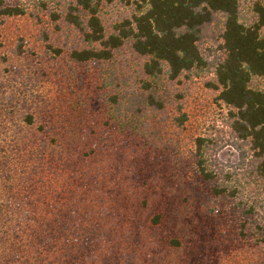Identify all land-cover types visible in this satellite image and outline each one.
<instances>
[{
	"label": "rangeland",
	"instance_id": "obj_1",
	"mask_svg": "<svg viewBox=\"0 0 264 264\" xmlns=\"http://www.w3.org/2000/svg\"><path fill=\"white\" fill-rule=\"evenodd\" d=\"M239 1L242 19L247 23L253 20L255 2L264 4V0ZM133 14L134 8L121 0L102 2L100 15L109 32ZM42 30L48 32V41H44ZM219 30L217 22L209 27V44L205 46L216 48ZM0 34V245L3 248L9 243L16 245L20 231L29 230L30 234L35 204L40 212L41 209L52 211L46 202L34 200V178L42 177L45 190L55 195L65 188L69 190L70 179L64 178L69 173L75 176L87 171L92 179L101 175L111 190L98 206L103 210L109 207L113 213L105 218L106 222L100 221L101 229H114L109 238L113 246L116 244L123 253L134 256L137 264H153L154 259L160 264L164 260L166 264H196L191 260L200 252L202 241L208 244L206 254L212 264L253 262L248 242L237 238L240 227L237 214L226 211V203L221 199L206 200L211 185L200 181L195 167V140L199 136L215 143L213 153L220 168L228 171L239 160L227 107L216 101V92L207 86L212 74L203 73L190 80L182 78V85L175 90L182 91L184 97L168 106L164 114L167 120L162 124L151 120L152 127L157 125L162 131L161 147L147 149L140 136L134 137L135 145L129 135L109 127L105 111L90 110L91 93L93 97L96 92L99 94L103 71L113 65L72 60L71 51L82 43L77 30L66 25L57 30L47 19L40 23L29 17H14L0 24ZM19 42L23 43L22 56L14 53ZM48 44L53 46L52 50L47 48ZM57 47L63 50L59 56L53 50ZM126 61L131 75L142 65L141 59L134 57L127 47L117 64ZM13 67L15 70L8 72ZM255 84L264 87V80ZM27 114L34 116L32 126L26 124ZM182 114L187 115V120L179 126L176 118ZM44 142L52 145L48 153L38 157ZM117 149H122V154L114 155ZM60 160L67 162V169L60 166L64 163ZM42 165L48 167V173L34 176L35 167ZM110 175L115 179L111 181ZM142 178L148 181L143 184ZM91 181L92 184L81 189L87 195L96 192L98 183ZM166 181L169 183L164 188ZM70 189L75 192L79 186ZM260 189L250 191L259 192L257 196L262 197ZM120 191L126 192L128 198L118 196L113 200V195ZM163 191L168 195L164 200L160 198ZM159 212L166 219L156 226L151 220ZM137 232L141 241L136 237ZM182 233L190 235L187 237L192 241L178 251L171 250L169 239ZM108 241L102 244H108L111 249L112 243Z\"/></svg>",
	"mask_w": 264,
	"mask_h": 264
},
{
	"label": "trees",
	"instance_id": "obj_2",
	"mask_svg": "<svg viewBox=\"0 0 264 264\" xmlns=\"http://www.w3.org/2000/svg\"><path fill=\"white\" fill-rule=\"evenodd\" d=\"M102 2L0 0V24L14 17H29L40 23L47 19L57 30L63 25L77 30L82 43L71 51L72 60L113 65L103 71L99 94L96 92L93 97L91 93L90 110L105 111L109 127L129 135L135 145L134 137L140 136L147 149L156 147L157 150L163 140L161 129L157 125L152 127V123L160 125L167 120L164 114L168 106L184 97L182 91L175 90L182 85V78L190 80L203 73L212 74L207 86L216 92V101L227 107L239 160L228 171L220 168L213 153L215 143L199 136L195 140V167L200 181L211 185L206 200L221 199L226 203V211L237 214L240 224L237 238L248 242L253 256L249 264H264V87L255 84L257 80H264V4L255 2L253 20L247 23L242 19L239 0H121L134 8V14L115 24L109 32L100 15ZM215 22L220 30L218 44L213 49L204 44H209L208 30ZM43 30L44 41H48L49 34ZM126 47L142 61L140 69L132 75L129 62L117 64ZM47 48L52 50L53 46L48 44ZM53 50L58 56L63 52L58 47ZM23 51V43L19 42L14 53L22 56ZM10 70L15 69L9 68L8 72ZM178 108L181 111L182 106ZM177 120L182 126L187 115H179ZM26 124H34L32 114L26 115ZM123 141L126 143V139ZM51 145L44 142L38 157L48 153ZM119 153L122 154V149L114 150V155ZM66 163L60 166L67 169ZM48 170L42 165L35 167L33 174L43 176ZM82 173L75 176L69 173L64 177L70 179L67 186H79L78 191L65 188L55 195L45 190L42 177L33 179L34 200L46 202L52 211L41 209L40 212L35 204L36 213L29 218L30 234L29 230L20 231L16 245L9 243L4 248L0 245V264H137L134 256L123 253L116 244L113 246L109 238L114 229H101L100 221L106 222V217L113 216L109 207L105 210L98 207L110 194L107 181L98 174L92 179L90 172ZM110 179L115 178L110 175ZM91 180L98 183L96 192L87 195L81 189L92 184ZM140 181L145 184L148 179ZM166 183L169 181L164 188ZM256 187L261 188L262 197L257 196L259 192L250 191ZM126 194L117 192L113 200L118 196L127 199ZM160 194L162 200L168 196L164 191ZM144 204H147L146 199ZM165 216L162 212L156 213L151 223L160 226ZM183 233L169 239L171 250L178 251L192 241L188 240L190 235ZM136 234L141 241L140 233ZM106 239L112 243L111 249L108 244H102ZM199 248L191 263L212 264L206 254L208 244L202 241ZM98 250L102 253L98 254ZM154 260L153 264H160Z\"/></svg>",
	"mask_w": 264,
	"mask_h": 264
}]
</instances>
